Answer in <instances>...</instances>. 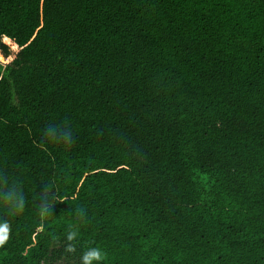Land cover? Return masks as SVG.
<instances>
[{"label": "trees", "instance_id": "obj_1", "mask_svg": "<svg viewBox=\"0 0 264 264\" xmlns=\"http://www.w3.org/2000/svg\"><path fill=\"white\" fill-rule=\"evenodd\" d=\"M5 228L0 264H264V0H0Z\"/></svg>", "mask_w": 264, "mask_h": 264}, {"label": "clouds", "instance_id": "obj_2", "mask_svg": "<svg viewBox=\"0 0 264 264\" xmlns=\"http://www.w3.org/2000/svg\"><path fill=\"white\" fill-rule=\"evenodd\" d=\"M48 135L50 137V139L54 140V141H59L62 137L61 134L58 133V131L56 129H50L48 132ZM23 210V205L22 203L17 204L16 206V211H22ZM5 229H0V231H5ZM76 235V233H72L71 235H69V240L73 239V237ZM68 252H72L74 251L73 247L70 245L67 248ZM103 259V254L100 248L98 247H93L92 250L90 252H88V254L86 256L82 257V260L85 262V264H91V261L93 260H102Z\"/></svg>", "mask_w": 264, "mask_h": 264}, {"label": "rangeland", "instance_id": "obj_3", "mask_svg": "<svg viewBox=\"0 0 264 264\" xmlns=\"http://www.w3.org/2000/svg\"><path fill=\"white\" fill-rule=\"evenodd\" d=\"M52 257L48 260V264H82L79 258L67 251V247L63 244L56 245Z\"/></svg>", "mask_w": 264, "mask_h": 264}]
</instances>
